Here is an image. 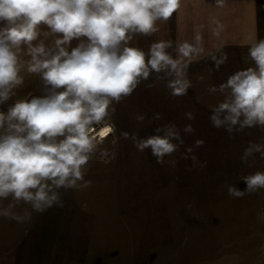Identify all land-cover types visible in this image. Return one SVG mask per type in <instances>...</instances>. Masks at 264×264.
<instances>
[{
    "label": "rangeland",
    "instance_id": "rangeland-1",
    "mask_svg": "<svg viewBox=\"0 0 264 264\" xmlns=\"http://www.w3.org/2000/svg\"><path fill=\"white\" fill-rule=\"evenodd\" d=\"M157 28L135 34L129 46L148 53L163 40L175 58L172 16ZM41 32L33 43L52 47L56 36L43 35L45 26ZM220 55L219 67L210 59L189 64L192 86L183 97L170 94V77L151 73L130 96L114 101L107 119L115 130L85 166L86 186L80 181L56 190L58 202L43 212L11 196L0 200V264H264V189L248 192L243 182L264 171V156L254 151L242 159L250 145L264 146V126L228 132L212 124V109L225 94L210 89L243 69L229 52ZM29 59L22 48V63ZM26 67L23 84L0 111L47 91ZM168 125L176 126L183 143L175 141L177 150L162 162L136 148L133 136L147 138ZM187 125L191 133L183 131ZM229 187L244 195H230Z\"/></svg>",
    "mask_w": 264,
    "mask_h": 264
},
{
    "label": "clouds",
    "instance_id": "clouds-1",
    "mask_svg": "<svg viewBox=\"0 0 264 264\" xmlns=\"http://www.w3.org/2000/svg\"><path fill=\"white\" fill-rule=\"evenodd\" d=\"M182 2L0 0V104L23 84L24 64L28 73L39 74L47 89L41 96L18 99L6 112L0 111V200L11 196L43 212L58 202L56 190L77 187L84 181L93 152L115 130L107 119L110 105L130 96L151 73L170 77L167 88L173 97L187 94L192 86L187 69L202 49L183 42L174 58L167 51L170 42L163 40L153 43L148 53L129 46L135 34L156 32L157 21H167ZM216 3L223 7L225 0ZM41 26L48 29L43 35L56 36L52 47L43 41L33 43L42 34ZM74 40L76 45L70 47ZM22 48L30 57L23 63ZM248 56L254 67L237 70L218 89H210L225 94L210 119L228 132L264 126V40L253 39ZM222 63L223 58L216 60L217 67ZM187 116L193 118L191 112ZM156 131L147 138L132 139L139 151L149 149L162 162L177 150L175 141H183L175 125ZM183 131L191 133L192 126ZM123 136L127 138L128 133ZM195 143L199 146L203 141ZM262 149V145H250L242 159L254 151L264 156ZM243 182L248 192L264 189V171L243 177ZM228 191L232 196L244 195L235 187Z\"/></svg>",
    "mask_w": 264,
    "mask_h": 264
},
{
    "label": "crops",
    "instance_id": "crops-1",
    "mask_svg": "<svg viewBox=\"0 0 264 264\" xmlns=\"http://www.w3.org/2000/svg\"><path fill=\"white\" fill-rule=\"evenodd\" d=\"M172 25L175 57L178 46L187 42L202 49L191 62L219 60L229 52L243 68L254 67L248 49L253 39L264 40V0H225L223 7L216 0H183Z\"/></svg>",
    "mask_w": 264,
    "mask_h": 264
}]
</instances>
